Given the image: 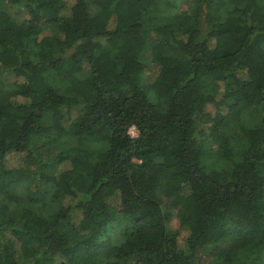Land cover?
Segmentation results:
<instances>
[{"label":"trees","instance_id":"trees-1","mask_svg":"<svg viewBox=\"0 0 264 264\" xmlns=\"http://www.w3.org/2000/svg\"><path fill=\"white\" fill-rule=\"evenodd\" d=\"M186 4L0 0V264H264V0Z\"/></svg>","mask_w":264,"mask_h":264},{"label":"rangeland","instance_id":"rangeland-1","mask_svg":"<svg viewBox=\"0 0 264 264\" xmlns=\"http://www.w3.org/2000/svg\"><path fill=\"white\" fill-rule=\"evenodd\" d=\"M177 7L180 11L182 10H186L187 9V4H186V0H177ZM14 13L15 17L17 19H20L21 17V11H15L12 10L11 13ZM144 58H145V62L148 65V69L146 72V80L148 82H152V80L154 79V77L157 75V68L151 64L150 61V52L149 50H146L144 53ZM83 74L86 73L87 71V67L84 65L83 66ZM0 77L6 81H12L13 78L11 76H5V75H0ZM207 112L208 113H213L214 112V108L213 106H208L207 107ZM260 116L261 113L259 111L258 108H250L248 109L246 112L243 113L242 115V119L244 120V122L246 123V125L248 126H255L257 125V123L260 120ZM197 137L199 138V140H204L205 137L202 136L201 134V130L203 128V123L200 122V120H197ZM129 134L131 137L135 138L137 136V131L134 128H131L129 131ZM74 141H70V143L65 142V141H53L51 143H49L48 145H40L37 147L38 153L41 155V157L43 158H52L54 157V155L57 153V151L59 150V148L64 145V144H73ZM9 161L13 164L12 166H18V165H23V168H25L27 174H28V178L31 179L32 178V174L33 171H35L36 167L33 165V163L29 162L28 164H22V160L19 157L16 156H11V158L9 159ZM35 184L32 185V187H34ZM169 227L171 230L176 231L179 229V222L178 219L174 216L170 222H169ZM209 252H207V250H203L199 253V257H201V262L207 263L209 261V256H208Z\"/></svg>","mask_w":264,"mask_h":264}]
</instances>
